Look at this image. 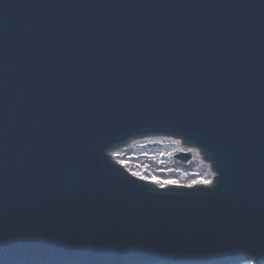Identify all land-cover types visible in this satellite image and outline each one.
<instances>
[{"label":"water","instance_id":"1","mask_svg":"<svg viewBox=\"0 0 264 264\" xmlns=\"http://www.w3.org/2000/svg\"><path fill=\"white\" fill-rule=\"evenodd\" d=\"M159 132L215 154L206 203L109 167V146ZM161 141L178 148L127 151ZM206 154L160 137L111 152L158 190L216 185ZM197 241L264 264V0H0V264L87 249L79 264H121Z\"/></svg>","mask_w":264,"mask_h":264},{"label":"snow or ice","instance_id":"2","mask_svg":"<svg viewBox=\"0 0 264 264\" xmlns=\"http://www.w3.org/2000/svg\"><path fill=\"white\" fill-rule=\"evenodd\" d=\"M132 175H139V174L138 173H133ZM141 179H144V177H141ZM150 182L154 183V184L161 185L163 187H167V186H181V185H178L177 181H175V180H163L162 181V180H158V179L153 178ZM200 183L205 184V185H209V184L212 183V181H210V180H202V181H200Z\"/></svg>","mask_w":264,"mask_h":264},{"label":"bare ground","instance_id":"3","mask_svg":"<svg viewBox=\"0 0 264 264\" xmlns=\"http://www.w3.org/2000/svg\"><path fill=\"white\" fill-rule=\"evenodd\" d=\"M241 264H247V262H241ZM251 264H259L257 262H251Z\"/></svg>","mask_w":264,"mask_h":264},{"label":"clouds","instance_id":"4","mask_svg":"<svg viewBox=\"0 0 264 264\" xmlns=\"http://www.w3.org/2000/svg\"><path fill=\"white\" fill-rule=\"evenodd\" d=\"M252 261H248L247 264H251Z\"/></svg>","mask_w":264,"mask_h":264}]
</instances>
